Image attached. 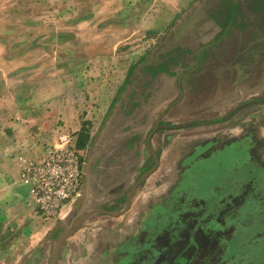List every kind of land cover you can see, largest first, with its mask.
<instances>
[{
  "label": "rangeland",
  "instance_id": "obj_1",
  "mask_svg": "<svg viewBox=\"0 0 264 264\" xmlns=\"http://www.w3.org/2000/svg\"><path fill=\"white\" fill-rule=\"evenodd\" d=\"M226 1L237 11L222 28ZM230 118L264 157V0H0V264H50L76 225L69 214L41 215L32 198L6 197L19 176L33 185L29 162L76 147L66 120L87 132L76 198L89 177L88 210L111 207V188L149 171L157 127L154 136L170 126L154 140L164 142L171 130ZM43 219L58 227L31 249Z\"/></svg>",
  "mask_w": 264,
  "mask_h": 264
},
{
  "label": "crops",
  "instance_id": "obj_2",
  "mask_svg": "<svg viewBox=\"0 0 264 264\" xmlns=\"http://www.w3.org/2000/svg\"><path fill=\"white\" fill-rule=\"evenodd\" d=\"M234 119L220 122L217 129L216 125H196L190 130H171L164 142L154 140L168 127L150 137L148 149L157 155L154 165L135 181L128 175L126 181L111 188L105 195L116 198L111 207L106 204L86 210L91 195L88 177L83 196L68 200L59 213L61 219L74 217L76 225L69 224L73 227L58 261L130 264L137 253L161 243L156 240L159 229H169L174 224L183 228L184 220L192 217L201 223L209 239L218 242V238L225 237L233 239V244L246 245L261 223L258 217L264 213V157L254 152L253 136L242 129H233L230 124ZM74 122H65L73 133L82 126ZM189 133L193 134L191 140L187 139ZM144 164L145 160L139 171ZM19 179L18 187L11 189V193L8 190L6 197H17L22 202L31 200L28 184L20 176ZM82 198L83 202L74 209ZM55 227H58L56 219L39 221L27 239L29 248L40 243Z\"/></svg>",
  "mask_w": 264,
  "mask_h": 264
},
{
  "label": "flooded vegetation",
  "instance_id": "obj_3",
  "mask_svg": "<svg viewBox=\"0 0 264 264\" xmlns=\"http://www.w3.org/2000/svg\"><path fill=\"white\" fill-rule=\"evenodd\" d=\"M233 5L234 8L237 7V3ZM165 127L170 128L168 125ZM158 129L157 127L149 133L148 137L150 138ZM150 154L154 155L152 151ZM156 157L157 155H154L152 166ZM142 174L140 176L144 175ZM256 216L254 213V221ZM259 217L258 221L260 220L261 223L258 224L246 245L238 242L233 244V239L229 240L225 237L218 238V242L215 238L209 239L210 235L201 228V223L196 217L184 220L183 228H178L175 224L169 229L161 228L156 233V240L161 243L153 244L148 249L137 253L130 264H259L258 262H262V259L264 261V213ZM186 240L188 244L185 245Z\"/></svg>",
  "mask_w": 264,
  "mask_h": 264
},
{
  "label": "built area",
  "instance_id": "obj_4",
  "mask_svg": "<svg viewBox=\"0 0 264 264\" xmlns=\"http://www.w3.org/2000/svg\"><path fill=\"white\" fill-rule=\"evenodd\" d=\"M27 170L32 203L41 215L59 216L64 203L81 194L84 167L74 145L51 149L42 160L29 162Z\"/></svg>",
  "mask_w": 264,
  "mask_h": 264
},
{
  "label": "trees",
  "instance_id": "obj_5",
  "mask_svg": "<svg viewBox=\"0 0 264 264\" xmlns=\"http://www.w3.org/2000/svg\"><path fill=\"white\" fill-rule=\"evenodd\" d=\"M233 6V3H231L230 1H226L222 6H220L219 20L221 19V22H219V24L220 26H222V28H226L229 24V21L232 19L234 11L236 10V8H234ZM86 134L87 132L82 124L81 128L77 132L76 148L81 149L85 146V142L87 140Z\"/></svg>",
  "mask_w": 264,
  "mask_h": 264
},
{
  "label": "water",
  "instance_id": "obj_6",
  "mask_svg": "<svg viewBox=\"0 0 264 264\" xmlns=\"http://www.w3.org/2000/svg\"><path fill=\"white\" fill-rule=\"evenodd\" d=\"M69 231H70L69 229L68 230H64V232H62L61 235L59 236V238L56 240L54 248H53V251H52L50 264H55L56 263V259H57V256H58V251H59V248L61 246V243L65 239V237L68 235Z\"/></svg>",
  "mask_w": 264,
  "mask_h": 264
}]
</instances>
